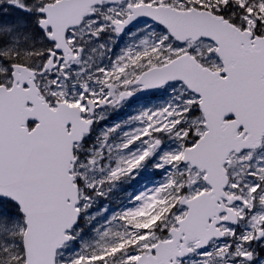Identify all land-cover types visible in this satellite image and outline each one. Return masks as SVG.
Wrapping results in <instances>:
<instances>
[{
    "label": "snow or ice",
    "instance_id": "1",
    "mask_svg": "<svg viewBox=\"0 0 264 264\" xmlns=\"http://www.w3.org/2000/svg\"><path fill=\"white\" fill-rule=\"evenodd\" d=\"M0 264H264V0H0Z\"/></svg>",
    "mask_w": 264,
    "mask_h": 264
}]
</instances>
